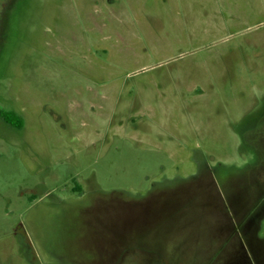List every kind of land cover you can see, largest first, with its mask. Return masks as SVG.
<instances>
[{"label":"rangeland","instance_id":"obj_1","mask_svg":"<svg viewBox=\"0 0 264 264\" xmlns=\"http://www.w3.org/2000/svg\"><path fill=\"white\" fill-rule=\"evenodd\" d=\"M0 110V264L264 246V0H0Z\"/></svg>","mask_w":264,"mask_h":264},{"label":"flooded vegetation","instance_id":"obj_2","mask_svg":"<svg viewBox=\"0 0 264 264\" xmlns=\"http://www.w3.org/2000/svg\"><path fill=\"white\" fill-rule=\"evenodd\" d=\"M0 120L5 123L9 124L5 121L1 115ZM11 125V124H9ZM264 201V200H263ZM260 201L255 205L257 210L264 209V202H260L261 205L259 206ZM257 212V211H256ZM253 216L256 218L254 223H249L248 221L243 223L242 225H238V231L235 233H228L227 229L221 228V239H220V251H225L228 245H231L232 248L236 251V261L233 264H264V262L260 259L259 253L261 250L262 254L264 253V246L261 239L255 234V231L258 226V221L260 219L259 213L252 212ZM231 236V237H229ZM229 242V243H228ZM257 242V244H256ZM131 247L124 246L122 248L123 254L120 256V261L126 263L130 262V258L132 257H142L143 263H148L151 258L160 256L159 250L155 249L154 252L146 251L137 253L135 250H130ZM259 248V250H258ZM121 252V253H122ZM252 259V260H251ZM141 261V263H142Z\"/></svg>","mask_w":264,"mask_h":264},{"label":"trees","instance_id":"obj_3","mask_svg":"<svg viewBox=\"0 0 264 264\" xmlns=\"http://www.w3.org/2000/svg\"><path fill=\"white\" fill-rule=\"evenodd\" d=\"M0 115L1 117L7 121L9 124H14V121H17V125H15L16 127H20L19 125H21L22 119L20 117L19 114H16L15 112H11V111H2L0 110Z\"/></svg>","mask_w":264,"mask_h":264}]
</instances>
